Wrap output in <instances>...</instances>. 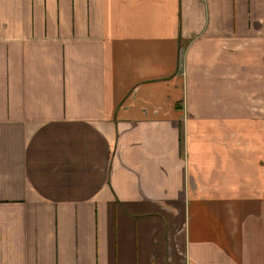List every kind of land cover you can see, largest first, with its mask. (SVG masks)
Returning <instances> with one entry per match:
<instances>
[{"label": "crops", "instance_id": "obj_1", "mask_svg": "<svg viewBox=\"0 0 264 264\" xmlns=\"http://www.w3.org/2000/svg\"><path fill=\"white\" fill-rule=\"evenodd\" d=\"M0 264H264V0H0Z\"/></svg>", "mask_w": 264, "mask_h": 264}]
</instances>
